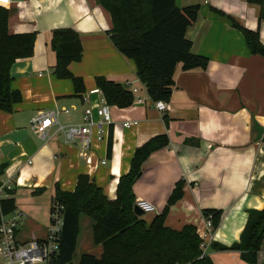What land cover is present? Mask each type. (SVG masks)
Here are the masks:
<instances>
[{
    "label": "crops",
    "instance_id": "1",
    "mask_svg": "<svg viewBox=\"0 0 264 264\" xmlns=\"http://www.w3.org/2000/svg\"><path fill=\"white\" fill-rule=\"evenodd\" d=\"M175 3L178 8L199 6L186 37L191 54L206 58L208 64L190 71L177 66L164 113L155 109L136 78L133 62L112 45L110 16L96 0H10L5 7L10 11V34H36L32 57L17 60L9 70L11 88L20 92L22 101L13 113L0 111V176L12 184L15 211L22 215L18 241L44 237L56 186L73 192L78 176L86 175L114 200L118 179L129 171L135 150L155 136L166 135L168 145L147 158L132 187L135 201L144 200L155 208L142 216L143 221L150 225L181 182L183 195L169 207L166 227L180 231L192 225L201 238L202 211L221 210L218 227L205 237V253L213 264H242L238 253L217 251L212 245L238 243L247 212L264 209V133L256 140L254 130V123L264 128V57L250 53L242 33L226 17L257 31L262 45L264 20L258 19L260 7L246 0ZM62 28L74 30L80 38L81 60L68 66L83 80L85 92L80 98L71 81L53 75L56 56L50 41L52 31ZM96 77L136 92L130 107L110 106L112 121L104 127L101 140L94 132L86 153L91 159L88 165L79 145L65 143L56 126L48 128L42 139L33 133L30 121L38 112L57 109L59 125L81 124L85 108L104 102ZM126 121L135 124L126 128ZM79 226L71 264H78L83 254L98 258L102 252L94 244L91 220L81 216ZM256 263L264 264V239Z\"/></svg>",
    "mask_w": 264,
    "mask_h": 264
},
{
    "label": "trees",
    "instance_id": "2",
    "mask_svg": "<svg viewBox=\"0 0 264 264\" xmlns=\"http://www.w3.org/2000/svg\"><path fill=\"white\" fill-rule=\"evenodd\" d=\"M109 14L112 28L108 35L112 45L135 66L136 78L146 88L153 102H169L174 87L173 76L178 65L183 71L205 69L208 60L192 55L191 43L186 37L188 28L198 17L199 6L178 8L175 0H96ZM260 7L259 21L264 20V0H246ZM10 11L0 6V111L13 113L21 103L19 91L11 88L9 70L19 59L30 58L36 34H10ZM231 26L240 31L252 55L264 57V45L258 32L243 28L230 17ZM50 47L56 56L53 75L59 80L71 81L76 97L85 92L83 80L74 76L68 66L81 60L82 46L78 34L70 28L52 31ZM95 86L109 106L125 109L132 105L133 94L126 86L95 78ZM264 143V137H263ZM168 145V137L159 135L137 148L130 161L129 171L118 179L115 199L109 200L94 180L79 175L73 192L55 187L53 201L63 206V227L59 254L55 264H71L80 232L79 219L92 222L94 244L102 248L101 255L83 254L78 264H213L201 248V240L192 225L180 231L165 225L170 206L182 198L179 182L170 195L164 210L149 226L144 214L135 205L133 184L142 173V166L155 151ZM111 140L108 142V151ZM3 167H0V175ZM15 211L13 198L0 202V215ZM223 212L203 210L217 228ZM247 221L238 243L230 247L212 245L217 251L239 254L242 264H257L256 257L264 239V209L249 210Z\"/></svg>",
    "mask_w": 264,
    "mask_h": 264
},
{
    "label": "built area",
    "instance_id": "3",
    "mask_svg": "<svg viewBox=\"0 0 264 264\" xmlns=\"http://www.w3.org/2000/svg\"><path fill=\"white\" fill-rule=\"evenodd\" d=\"M10 0H0V6L7 7ZM136 90H132L135 93ZM101 93V92H100ZM104 100V99H103ZM158 112L166 111V103L163 101L154 102ZM111 108L105 100L102 104H96L84 109L82 123L78 125L61 126L58 123L59 111L51 110L38 112L30 121L31 130L35 135L44 138L46 130L52 126L57 127V132H61L67 144H78L81 148L80 155L86 158V163L91 164V159L87 157L90 149L92 137L96 135L98 140L102 139L104 127L111 123ZM67 113V110H63ZM132 124L124 122L123 126L129 128ZM106 162L101 161L100 165ZM13 186L9 181H3L0 176V202L10 199ZM136 207L143 213H154L152 204L144 200H136ZM63 206L52 200L49 209V221L43 238L20 242L17 240V230L21 214L14 211L7 216L0 215V262L1 264H55L61 242L63 227ZM213 230L210 217L205 218V230L202 233L201 248L206 249L205 237L209 236Z\"/></svg>",
    "mask_w": 264,
    "mask_h": 264
},
{
    "label": "water",
    "instance_id": "4",
    "mask_svg": "<svg viewBox=\"0 0 264 264\" xmlns=\"http://www.w3.org/2000/svg\"><path fill=\"white\" fill-rule=\"evenodd\" d=\"M254 130L257 133L256 140H259L262 137L263 133H264V128L258 126L256 123H254Z\"/></svg>",
    "mask_w": 264,
    "mask_h": 264
},
{
    "label": "rangeland",
    "instance_id": "5",
    "mask_svg": "<svg viewBox=\"0 0 264 264\" xmlns=\"http://www.w3.org/2000/svg\"><path fill=\"white\" fill-rule=\"evenodd\" d=\"M59 118H60V117H59ZM18 227L20 228V224H19V226H18ZM19 228H18V229H19ZM83 232H84V230H83ZM82 236H83V235H82ZM94 246H95V248H96V245H94ZM0 264H1V262H0Z\"/></svg>",
    "mask_w": 264,
    "mask_h": 264
}]
</instances>
